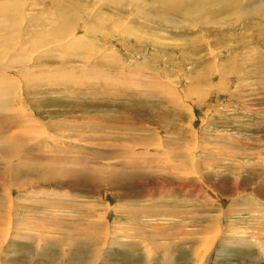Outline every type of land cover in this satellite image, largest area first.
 <instances>
[{
	"label": "rangeland",
	"instance_id": "1",
	"mask_svg": "<svg viewBox=\"0 0 264 264\" xmlns=\"http://www.w3.org/2000/svg\"><path fill=\"white\" fill-rule=\"evenodd\" d=\"M200 1L0 0V264H264V0Z\"/></svg>",
	"mask_w": 264,
	"mask_h": 264
},
{
	"label": "bare ground",
	"instance_id": "2",
	"mask_svg": "<svg viewBox=\"0 0 264 264\" xmlns=\"http://www.w3.org/2000/svg\"><path fill=\"white\" fill-rule=\"evenodd\" d=\"M199 3L201 2L200 0H197ZM160 2H162L165 6H166V4H168V3H170L171 2V0H160ZM145 4V3H144ZM228 5L229 4H226V6L228 7ZM171 6L172 7H175L174 9H175V12L176 13H178V14H180V4L178 3V2H175L174 4H172L171 3ZM196 6V5H195ZM163 8V7H162ZM196 9H197V7H195ZM195 9V10H196ZM162 10H165V9H162ZM193 11H194V9H193ZM164 12H166V10L164 11ZM163 15H166V13L165 14H163ZM179 16V15H178ZM165 18V17H164ZM167 18V17H166ZM48 168V167H47ZM46 168V169H47ZM47 171H49V170H47ZM63 171V170H62ZM72 170H70L69 172H71ZM50 174V173H49Z\"/></svg>",
	"mask_w": 264,
	"mask_h": 264
},
{
	"label": "crops",
	"instance_id": "3",
	"mask_svg": "<svg viewBox=\"0 0 264 264\" xmlns=\"http://www.w3.org/2000/svg\"><path fill=\"white\" fill-rule=\"evenodd\" d=\"M152 211V210H151ZM163 212V211H162Z\"/></svg>",
	"mask_w": 264,
	"mask_h": 264
}]
</instances>
